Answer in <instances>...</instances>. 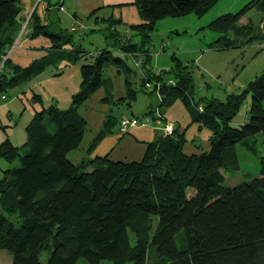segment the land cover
<instances>
[{
    "label": "trees",
    "instance_id": "16d2710c",
    "mask_svg": "<svg viewBox=\"0 0 264 264\" xmlns=\"http://www.w3.org/2000/svg\"><path fill=\"white\" fill-rule=\"evenodd\" d=\"M41 1L47 0L38 4ZM217 1L134 0L141 20L125 24L128 33L119 29L123 19L97 16L95 20L105 26L90 31L104 30V36L116 42V54L106 47L100 51L83 47L79 42L86 32L83 23H73L82 25L78 31L72 25L53 30L52 13L41 18L36 6L28 18V34H43L52 44L48 55L22 66L13 62L10 49L27 20L19 18L23 5L21 0H0L2 97L8 88L29 81L48 65L64 59L86 61L81 65V86L68 108L58 107L55 101L45 105L42 96L34 92L30 99L35 112L23 150L9 136L0 142V156L9 162L18 160V165L4 169L0 178V249L10 254L13 264H79L80 259L86 264L104 260L152 264L151 248L157 257L154 264H264V154L257 176L227 185L224 173L241 167L239 144L259 152L256 135L264 133V71L222 100L196 97L193 63H184L175 52L174 64L165 73L151 64V32L159 19L190 12L202 16ZM259 3L264 0H251L238 12L212 20L210 28L223 34L210 47L230 48L240 35L234 30L241 17ZM61 5L63 0H58L49 3L48 9L61 10ZM232 31L235 38L229 36ZM134 34L139 42L133 40ZM139 59L140 66L133 64ZM112 63L125 74H139V86L157 94L158 115L163 116L169 106L181 100L193 122L212 130L210 150L188 154L185 132L176 127L148 142L139 160L92 156L119 122L120 116L109 114L85 154L73 161L70 154L81 146L88 128L79 108L97 89L108 85L105 69ZM126 81L131 83L127 86L130 104L137 90L130 77ZM248 94L246 120L236 122ZM155 110L151 108L146 115ZM5 213L14 214L16 220Z\"/></svg>",
    "mask_w": 264,
    "mask_h": 264
},
{
    "label": "rangeland",
    "instance_id": "374dc122",
    "mask_svg": "<svg viewBox=\"0 0 264 264\" xmlns=\"http://www.w3.org/2000/svg\"><path fill=\"white\" fill-rule=\"evenodd\" d=\"M249 1L251 0H218L217 3L202 16L190 12L180 16H166L159 19L156 22L155 29L151 32V64L156 70H163L165 73V70H169L174 64L172 52H175L184 63H193L195 95L198 98L205 96L207 98L217 97L224 100L227 94L245 88L248 82L254 80L264 71V4L259 3L260 5L258 6L254 5L244 16L241 17L239 26L234 30L237 31L236 33L239 32L238 34L240 35L235 38L233 37V31L229 34V36L235 39L234 44L228 49L219 50L215 47H210V45L223 33L213 30L210 28L209 24L221 14L238 12ZM42 4L43 3L41 2V5ZM65 8L66 10H57L51 14L55 24L53 30H58L60 28L65 29L70 27L71 22H73L74 10L71 8L70 4L68 5V3H66ZM56 15L60 16V20H55ZM85 16V13H79L77 17L78 19L75 21L85 23L84 25L86 26L82 30L86 32L79 42L83 43V46L91 51H100L103 47H106L116 54V42L112 38H106L104 36V34H106L104 30L90 31L92 21L88 20ZM124 27L125 26L123 25L119 26L122 33ZM28 31L29 29L26 26L22 27L18 34L20 37L17 36V38H19L17 44L13 45L10 49L11 58L19 60L21 62L20 64L23 66L27 64L29 65L33 62V58L44 53L43 48L39 50L36 48L35 50L34 48L36 46L39 47L46 45V42L51 41L49 37L43 34L32 39L29 38L24 40L28 35ZM131 33L132 32H130V34ZM75 34L78 39V33ZM133 39L136 40V42L140 41L139 36L136 34H134ZM36 43L39 45H36ZM68 48L72 49L71 44H69ZM55 51L57 50L55 49ZM31 55L32 57H30ZM87 59L90 60L89 57ZM127 61L130 62V64L133 62L132 58L127 59ZM116 67L118 66L112 63L105 69V77L108 78V80H112L109 78L110 75H112L114 79H117V74L116 72L114 73ZM125 77L126 79H129L130 77V79L135 81L133 74L126 73ZM134 81L132 85H135L134 88L138 92H141L139 93L140 95L145 96L146 98L149 96L156 99L158 98L155 92L148 93L144 91V89L138 87L136 81ZM20 82L21 83L18 85L8 88L4 92L5 97L0 95V142L9 136L12 142L23 150L22 145L27 140V126L34 116L35 108L30 100L31 94L27 91L24 92L25 83L27 81L22 80ZM116 82L118 83L117 80ZM129 82L125 81L126 88L131 85ZM117 86H119V84L116 85V88L122 90L121 87ZM130 91L134 94L136 93L133 90ZM142 96L139 98L140 100H135L131 107L127 106L125 103L115 104L112 102L113 114L119 117L121 113L128 115L133 113L136 115L131 116L141 117L144 118L145 121H148L150 118L143 114L147 108L145 107V100H142ZM111 100V96L106 98V101L108 102H111ZM250 100L251 96L248 94L245 104L241 107L237 118H235L236 122L246 120L248 103ZM36 105L37 104H35V106ZM139 108L144 109L139 111ZM132 109L135 110V112H132ZM129 117L130 116L124 117L121 120L119 118L118 120L120 121V130L122 133H126L129 129L136 126V124H128L123 130L121 122L123 119ZM139 125H141L140 122ZM88 137L89 135L84 138L81 146L77 149L78 151L75 152V154L74 152H71L70 156L73 161H78L79 156L85 154L83 147L90 145L87 140ZM256 138L258 140V153H253L241 144L237 146L241 167L237 170H228L224 172L225 184L234 185L259 175L261 166L260 156L261 153L264 154V133L261 132L257 134ZM85 143L87 145H85ZM81 151H83V153H81ZM16 165H18V160L9 162L4 157L0 156V178L3 175L4 169ZM0 212H3L1 205ZM5 214L10 216L11 219L16 220V217H12L15 216L14 214ZM154 224H157L156 218H154ZM178 235L181 234L179 233ZM149 257L150 263L154 264L157 257L152 248ZM0 264H13L10 254L4 249H0ZM79 264H86V260L80 259ZM102 264H112V262L104 260ZM127 264L133 263L129 262Z\"/></svg>",
    "mask_w": 264,
    "mask_h": 264
},
{
    "label": "crops",
    "instance_id": "0c3cea01",
    "mask_svg": "<svg viewBox=\"0 0 264 264\" xmlns=\"http://www.w3.org/2000/svg\"><path fill=\"white\" fill-rule=\"evenodd\" d=\"M38 1L39 0H21L23 5L21 13L19 15L21 21H24L26 18H29L34 12L36 6H37L36 12L41 18L42 17L44 18L47 12L53 14L54 11H49L48 9L49 3L54 4L58 0H47L46 2L41 1L43 3L42 5L41 2L38 4ZM63 3L65 6L66 3H68V5L70 4L71 8L74 10L73 12L74 20L73 22H71V25L73 23H82V22H75L78 19L77 17L79 13H85L86 14L85 17H87V15H89V13H91L95 9H97L96 13L90 19H88L92 21L91 22L92 24L90 25V29L105 26V23L98 22L95 20L97 16L98 17L114 16L115 18H121L123 19L124 22L122 24L123 26H125V24L128 25L132 23H137L141 20L138 9L134 3V0H63ZM65 6H64V10H66ZM55 20H60V16L56 15ZM54 25L55 24L52 23L51 26L52 29L54 28ZM27 28L30 30L31 24L28 25ZM123 33H128V28L126 26L124 27ZM29 38L32 39L35 37H32L28 34L24 40H27ZM51 44H52L51 41L50 42L48 41L46 42V45H42L39 47L36 46L34 48L35 50L36 48L38 50L43 48L44 53L33 59L40 58L44 55H48L49 47L51 46ZM36 45L39 44L36 43ZM32 55L30 57H32ZM12 60L13 62L18 64L21 63L19 60H14V59ZM84 62L86 61L81 58L77 59L76 61H70L64 59L58 61L57 63L48 65L47 67L44 68L43 71H41L39 74L32 77L29 81L25 83L24 92L25 91L29 92L31 94L30 98L34 92L39 93L42 96L45 105H49L53 101H55L58 107L66 109L71 105L73 94L76 93L81 86L82 83L81 65ZM131 64L130 62H128V65ZM115 72L117 74V79H114V77L110 75L109 78H111L112 80L110 79L108 80L109 82L108 85L101 86L99 89H97L92 94V96L89 99H87L85 103L81 105L79 108L80 114L85 118L88 124V128L85 131V135H84V138H86V136L89 135L87 139L88 143H91V141L94 139L97 133L102 129L104 121L107 118V116L109 114H113L112 102H114L115 104L125 103L127 106L131 107L134 104L133 102L135 100H140L139 98H141L142 96L139 94L141 92L137 91L136 99L129 104V99H127L125 73H123L119 69V67H116L114 73ZM133 76L135 77V81L137 83L136 85L140 87L139 85L141 83V80L139 74H133ZM116 80L118 81V83L116 82ZM130 80L132 81L133 79ZM117 84H119V86L117 87H121L122 90L120 88L119 89L116 88ZM132 87L134 88L135 85H132ZM110 96L113 101L112 100L111 102L106 101V98ZM142 100H145L146 102L145 107L147 108L145 112H143V114L146 117L150 118L148 121H145L146 124L144 126L137 124L136 126L129 129V131H127L126 133H122L120 130V121H119V123H117L114 127H112L113 130L108 132L104 136V138L99 142V144L92 152V156L109 154L110 157L113 158L114 160H123V161L139 160L143 157L146 149V144L148 142L154 141L158 137L164 136L166 134L165 127L167 125H172L174 128L178 127L179 130L185 132L186 143L184 146V150L188 154L201 153L203 151L210 150L211 147L210 138L212 135V130L206 126H203L199 122H193L190 112L188 111V109L181 100H177L171 106H169L164 111L163 116L160 114L159 116L157 114L158 111L156 106L158 105L159 97L156 99L152 96H149L148 98L142 96ZM151 108H153L154 110L156 109L155 113L153 115L151 114L147 116L146 113ZM142 109L144 108H141L139 111H142ZM132 112H135V110L132 109ZM131 115H136V114L132 113L128 115L125 113H121L120 120L124 117H128ZM139 118L142 119L141 117ZM85 145L87 144L85 143ZM87 147L88 146H84L83 151H85ZM77 151H78L77 149L73 151L74 154ZM83 151H81V153H83ZM81 157L82 156H79V160L81 159Z\"/></svg>",
    "mask_w": 264,
    "mask_h": 264
},
{
    "label": "built area",
    "instance_id": "2783aa9c",
    "mask_svg": "<svg viewBox=\"0 0 264 264\" xmlns=\"http://www.w3.org/2000/svg\"><path fill=\"white\" fill-rule=\"evenodd\" d=\"M60 9H64V6L61 5V6H60ZM27 22H28V18H27V20L25 21V23L23 24V27H25V26L27 25ZM81 26H82V25H81ZM81 26H77V25L72 24V29L75 30V31H78V29H80ZM18 37H20V35H19ZM18 39H19V38H16V40H15V42H14V45L17 44ZM134 64H135L136 66H140V65H141V60H140V59H139V60H135V61H134ZM147 86L150 87V82H147ZM199 108H201V106H200ZM139 122H140L141 125H143V126L146 124L145 120L142 119V120L139 121V119H138L136 116H135V117L130 116L129 118L123 119L122 122H121V125H123V130H124V128H125L128 124H130V125H135V124H136V125H137V124H139ZM166 129H167V130H166ZM173 129H174L173 126H171V125H167V126L165 127V132H166V133H171V132L173 131Z\"/></svg>",
    "mask_w": 264,
    "mask_h": 264
}]
</instances>
